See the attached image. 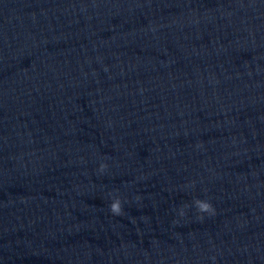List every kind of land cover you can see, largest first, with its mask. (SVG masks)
<instances>
[{
	"label": "clouds",
	"instance_id": "9594fccd",
	"mask_svg": "<svg viewBox=\"0 0 264 264\" xmlns=\"http://www.w3.org/2000/svg\"><path fill=\"white\" fill-rule=\"evenodd\" d=\"M106 168H107L106 164L100 165V171L101 172H103ZM194 203H195V206H196L198 212L208 213L209 215H215V208L213 207V205L210 202H208L206 200L196 199L194 201ZM185 207H187V205H185ZM109 209L113 215H116V216L122 215L123 214V208H122L121 199L119 197L113 198L112 202L109 205ZM179 215L180 216L185 215L184 208H181L179 210ZM213 259H215V258L213 257Z\"/></svg>",
	"mask_w": 264,
	"mask_h": 264
}]
</instances>
